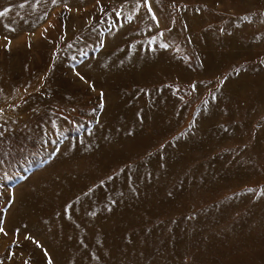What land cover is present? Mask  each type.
Here are the masks:
<instances>
[{
	"label": "rangeland",
	"instance_id": "1",
	"mask_svg": "<svg viewBox=\"0 0 264 264\" xmlns=\"http://www.w3.org/2000/svg\"><path fill=\"white\" fill-rule=\"evenodd\" d=\"M4 8L0 264H264V0Z\"/></svg>",
	"mask_w": 264,
	"mask_h": 264
},
{
	"label": "snow or ice",
	"instance_id": "2",
	"mask_svg": "<svg viewBox=\"0 0 264 264\" xmlns=\"http://www.w3.org/2000/svg\"><path fill=\"white\" fill-rule=\"evenodd\" d=\"M53 2L55 3L56 0H53ZM65 6L67 7V5H65ZM0 11H2V12H7L8 9H7V8H4V9H2V10H0ZM109 179H110V177H109ZM101 183H103V181H101ZM0 232H5V229H4L3 227H0ZM49 264H51V261H49Z\"/></svg>",
	"mask_w": 264,
	"mask_h": 264
}]
</instances>
